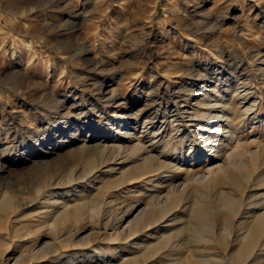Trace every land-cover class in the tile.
I'll use <instances>...</instances> for the list:
<instances>
[{"label":"rangeland","instance_id":"374dc122","mask_svg":"<svg viewBox=\"0 0 264 264\" xmlns=\"http://www.w3.org/2000/svg\"><path fill=\"white\" fill-rule=\"evenodd\" d=\"M5 201L0 264H264V0H0Z\"/></svg>","mask_w":264,"mask_h":264},{"label":"bare ground","instance_id":"6f19581e","mask_svg":"<svg viewBox=\"0 0 264 264\" xmlns=\"http://www.w3.org/2000/svg\"><path fill=\"white\" fill-rule=\"evenodd\" d=\"M145 150V149H144ZM229 157V156H228ZM148 166V165H147ZM158 167V166H157ZM215 170L216 169H213V168H210L209 166H207V170H206V175H204V177L205 178H200V177H197V178H195V179H193V180H195L196 182H198V181H201V182H203V180L204 181H208V179L210 180V178H211V176H213L212 174L215 172ZM147 174H148V172H147ZM213 179V178H212ZM188 180V179H187ZM192 181V180H191ZM188 182V181H187ZM190 182V181H189ZM206 183V182H205ZM187 185L188 184H186V187H187ZM190 185V184H189ZM188 188V187H187ZM174 190V189H173ZM185 190V189H184ZM177 191V190H176ZM174 192V191H173ZM224 197V196H223ZM226 198V200H227V197H225ZM48 201V200H47ZM159 200H157V202H158ZM172 201V200H171ZM230 202V201H229ZM159 203V202H158ZM224 203V202H223ZM225 203H226V201H225ZM4 205H2L1 206V209H0V212H1V210L2 211H4V213H5V210L6 209H8V208H13L12 206H11V204L10 203H7V201H5L4 203H3ZM238 204V203H237ZM168 205V204H167ZM167 205H165V206H167ZM164 206V205H163ZM229 206H231V204L229 203ZM42 208H44V206L43 207H41L40 209H42ZM167 209V208H166ZM234 209H236V208H234ZM233 212H231V214H232ZM236 213V212H235ZM144 214V213H143ZM141 213H139V214H137V216H136V219H138V218H140L141 217ZM263 216H260L259 215V218L257 219V220H255V223L253 224V226H251L249 229H247L245 232H244V234L242 235L243 236V238H242V240H241V245H240V247H239V249H238V254L239 255H245V254H247L248 253V251L247 250H252L253 248H255L256 246H260V247H262L263 248V243H262V241H261V235H263L262 234V231H263V227H264V214H262ZM58 217V216H57ZM61 218H63L64 216L62 215V216H60ZM66 217V216H65ZM248 217V216H247ZM246 217V218H247ZM135 219V220H136ZM245 220V222H246V219H244ZM243 220V221H244ZM57 237V236H56ZM59 238V237H58ZM173 240V239H172ZM238 240V239H237ZM57 241H58V239H57ZM171 241V240H170ZM264 242V241H263ZM162 245V244H161ZM166 245V244H165ZM260 247H258V248H260ZM47 248H49V247H47ZM53 248V247H52ZM55 249V248H54ZM47 250V249H46ZM149 250V249H148ZM147 251V250H146ZM256 251L254 250V253H255ZM264 252V251H263ZM96 252H94L93 254H91V255H89V258H90V263H92V260H94V259H96V256L94 255ZM146 253V252H145ZM144 253V254H145ZM257 253V252H256ZM87 254V253H86ZM148 254V253H147ZM146 255V254H145ZM253 255V254H252ZM251 255V256H252ZM147 256V255H146ZM36 258V257H35ZM85 258H86V255H85V253L84 254H82L81 255V257H80V259H81V262H79V263H82V262H85V263H87V262H89V260H85ZM251 258V257H250ZM104 259V258H103ZM103 259H101L102 260V262H103ZM244 259H246V258H244ZM71 262H73V261H71ZM245 262V261H244Z\"/></svg>","mask_w":264,"mask_h":264}]
</instances>
